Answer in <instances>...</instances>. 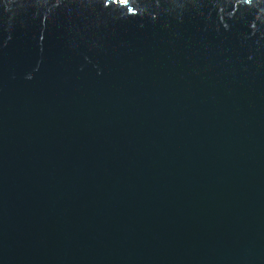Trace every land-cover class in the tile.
I'll return each mask as SVG.
<instances>
[{
    "label": "water",
    "instance_id": "obj_1",
    "mask_svg": "<svg viewBox=\"0 0 264 264\" xmlns=\"http://www.w3.org/2000/svg\"><path fill=\"white\" fill-rule=\"evenodd\" d=\"M0 264H264V0H0Z\"/></svg>",
    "mask_w": 264,
    "mask_h": 264
},
{
    "label": "bare ground",
    "instance_id": "obj_2",
    "mask_svg": "<svg viewBox=\"0 0 264 264\" xmlns=\"http://www.w3.org/2000/svg\"><path fill=\"white\" fill-rule=\"evenodd\" d=\"M121 1V0H120Z\"/></svg>",
    "mask_w": 264,
    "mask_h": 264
}]
</instances>
